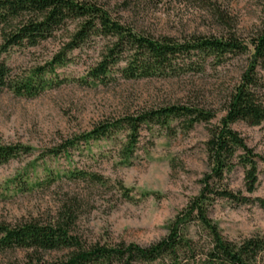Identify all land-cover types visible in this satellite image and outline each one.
<instances>
[{"label": "rangeland", "instance_id": "obj_1", "mask_svg": "<svg viewBox=\"0 0 264 264\" xmlns=\"http://www.w3.org/2000/svg\"><path fill=\"white\" fill-rule=\"evenodd\" d=\"M102 1L114 15L139 30L180 39L192 34L220 36L233 30L249 40L261 28L264 17V0ZM214 9L223 11L231 24L219 20ZM67 39L68 32L60 31L37 47L13 48L5 59L21 73L51 60ZM103 45L104 41L97 39L74 50L72 61L57 69L66 82L60 87L34 98L16 96L9 90L0 95V143L33 148L31 154L0 164V221L54 222L72 207L77 211L73 232L85 245L135 242L146 246L162 239L168 224L200 192L201 179L211 169L205 148L208 129L225 114V104L245 69L247 55L227 57L203 72L140 79H125L116 73L108 84H91L90 69L100 59ZM82 77L89 80L84 82ZM172 104L212 110L217 117L189 131H162L153 137V145L145 131L133 165L120 159L122 133L115 142H94L92 152L82 149L71 151L69 156H41L102 121ZM234 127L264 157V122L250 125L242 121ZM72 169L100 174L105 183L65 176ZM230 185L235 190L244 189L241 169L232 174ZM253 196L264 197V166ZM210 215L229 239L264 234V209L257 204L218 199ZM28 253L6 251L0 254V264L22 262ZM67 253L47 252L44 258L52 261Z\"/></svg>", "mask_w": 264, "mask_h": 264}, {"label": "trees", "instance_id": "obj_2", "mask_svg": "<svg viewBox=\"0 0 264 264\" xmlns=\"http://www.w3.org/2000/svg\"><path fill=\"white\" fill-rule=\"evenodd\" d=\"M214 13L219 20L231 24L223 11L214 9ZM261 23L249 40L233 30L220 36L192 34L180 39L137 29L114 15L102 0H0V95L9 90L16 96L34 98L60 87L66 82L57 69L72 61L70 54L74 50L97 39L103 40L104 45L100 59L89 73L90 83L95 85L108 84L116 73L125 79H140L203 72L210 64L219 65L227 57L247 55L245 69L225 104V114L208 129L205 148L211 169L201 179L200 192L168 224L162 239L146 246L135 242L85 245L73 232L77 211L67 207L54 222L0 221V254L29 252L24 261L16 264H264V234L229 239L210 215L218 199L238 205L257 204L264 209V197L253 196L260 184L264 157L234 127L242 121L250 125L264 122V17ZM60 31H67L68 39L44 64L19 73L6 61L5 54L13 48L37 47ZM216 117L212 110L185 104L144 109L102 121L41 156H69L71 151L82 149L92 152L94 142H115L122 133L120 159L133 165L145 131L153 145V137L162 131H189ZM32 152L30 146L0 143V164ZM238 169L243 172L244 189L235 190L230 178ZM64 174L72 179L105 183L100 174L82 169ZM121 188L126 195L130 194L122 183ZM53 251L68 253L60 259L46 260L44 253Z\"/></svg>", "mask_w": 264, "mask_h": 264}]
</instances>
